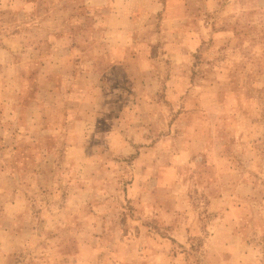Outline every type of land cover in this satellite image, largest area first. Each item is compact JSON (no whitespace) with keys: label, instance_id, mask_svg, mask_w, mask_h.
<instances>
[{"label":"rangeland","instance_id":"obj_1","mask_svg":"<svg viewBox=\"0 0 264 264\" xmlns=\"http://www.w3.org/2000/svg\"><path fill=\"white\" fill-rule=\"evenodd\" d=\"M0 264H264V0H0Z\"/></svg>","mask_w":264,"mask_h":264}]
</instances>
